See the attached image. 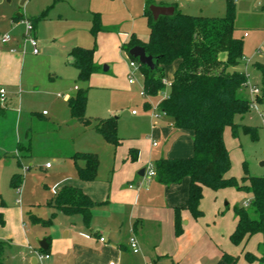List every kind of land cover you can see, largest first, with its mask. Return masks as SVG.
Segmentation results:
<instances>
[{
  "label": "rangeland",
  "instance_id": "obj_1",
  "mask_svg": "<svg viewBox=\"0 0 264 264\" xmlns=\"http://www.w3.org/2000/svg\"><path fill=\"white\" fill-rule=\"evenodd\" d=\"M235 1V36L244 40L245 56L239 67L243 73L247 72L251 75L249 84L256 83L261 91L260 97H263V74L259 67L264 68V0ZM176 7L178 11L192 16L222 18L227 12V1L181 0ZM88 10H99L97 12L101 14L102 24L108 28L118 29L125 35L132 36L135 33L140 39L147 35L149 39L147 22L144 19L132 20L125 11L127 8L122 0H0V52H11V49H15L16 53L22 54L25 60L23 74L26 83L22 87L21 94L17 89L16 95L13 96L10 94L11 90H8V102L5 106H9L10 110H7L5 115L0 112V155L4 153L1 149L11 151L15 147L16 135L18 139L24 136L26 127L31 126L29 118L33 115L37 119L33 123L32 132L37 134V140L40 141L37 152H39L38 157H41L36 162L31 161L32 167H29L31 162L27 163L25 160H23V166L18 165L17 159L12 155L2 156L0 159V206L3 201L6 210L10 213L8 214L9 229L7 225L0 228L2 233L15 229L16 223L13 220L20 207H23L27 213L34 209L33 213L44 215L42 217L45 219L52 217L46 216V212L50 209L44 205L55 194L52 189L54 181L59 177V168L54 157L57 154L69 156L76 151L73 143L78 141L76 140L78 132L88 129L99 120L95 117L90 118L91 114L98 116L107 113V110L116 112L120 117L118 129H121L118 134L123 132L127 143L143 141L146 145L153 142L152 130L157 119L168 116L156 112L154 108L151 110L145 108L148 102L153 104L157 100L151 102L152 98L144 95V76L140 70L130 68L132 58L124 49L125 43L114 46L118 40L123 41L124 38L117 36L116 33V36L107 35L104 39L100 37L95 39L91 33L92 23L85 21L84 17L79 20L76 18L75 13L84 16ZM43 14H47L48 20H39L37 30H34L42 52L34 55L30 43H25L24 40L26 24L32 23L31 20L39 19ZM18 16H24V19L15 21L14 18ZM245 33H248L247 37L244 36ZM5 35H10L12 42H15H11L12 45L9 44V50L1 45V38ZM74 42L81 44L78 47L94 49L95 53H98L97 59L101 66L97 67H100L101 71L96 74L97 76H91L87 82H79L76 69L70 65L68 68L64 64L65 68L72 69L74 72L73 77L76 78L72 81L60 75L57 70L60 54ZM95 64L98 65L96 62ZM109 65L112 70L103 72ZM131 74L135 79L133 84L129 82ZM52 77H55L54 81ZM170 77L171 69L168 67L164 80L168 83ZM76 80L82 89L89 91L86 116L91 123L84 125L79 121L82 127L75 125V128L67 129L63 123L65 119L70 120V115L66 116L62 111L66 106L63 99H57L56 95L70 94ZM244 88L248 90L242 92L241 97L250 101V89ZM258 110L264 112V104L258 103ZM43 111H46L49 116L39 119L37 114ZM132 111L139 113V117L132 116ZM236 123L242 125L236 137L231 128L225 131V143L232 162V176L241 183L247 175L263 178L264 166H261V163L264 162V122L259 112L251 109L245 122L237 118ZM244 126L256 129L255 137L246 133ZM156 140L160 145L159 149L166 146V141L162 138ZM15 154L18 158L23 155L21 152ZM45 163L53 164L54 170L42 169L41 166H45ZM17 174L22 178L20 188H14L11 183L13 176ZM244 185L249 186V182L246 181ZM248 195L247 191H239L236 188L219 191L207 189L199 207L204 216L202 218L193 216L198 229L193 233L191 241L186 243L184 252L181 256H176L174 262L176 264H227L224 258L227 254L237 258L236 264H264V240L261 234L247 237L236 245L231 241L233 233L227 232L230 226L233 227V232L235 231L238 223L234 210L248 202ZM32 204L36 206L33 208ZM68 218L65 215H60L59 219L55 217L51 228H44L39 225L32 226L26 216L28 230L26 233L29 243L37 248L38 239L49 237L52 243L58 239L63 240L68 229H71L72 219ZM77 225L79 230L76 231L72 227L71 237L82 241L80 233L86 230L84 229L86 227L82 220ZM2 242H0L1 264L3 260L6 264H22V256L18 254V250L11 249L12 247L9 248ZM247 254L254 256L256 260L250 261L247 259ZM26 257L28 261L31 258L28 253ZM46 261H41V264H46Z\"/></svg>",
  "mask_w": 264,
  "mask_h": 264
},
{
  "label": "crops",
  "instance_id": "obj_2",
  "mask_svg": "<svg viewBox=\"0 0 264 264\" xmlns=\"http://www.w3.org/2000/svg\"><path fill=\"white\" fill-rule=\"evenodd\" d=\"M122 1L127 8L125 11L129 14L132 20L144 19L148 25V20L145 17V11L149 3L157 6L176 7V4H178L181 0ZM97 11L99 10H88L84 16H82V14H75L77 15L76 18L78 20L84 17L85 21H90V23H92L93 15L96 13L100 14ZM45 15L46 16L43 21L48 20L47 14ZM23 19L24 16L14 18L17 22ZM102 28V31L98 33L95 39L99 37L100 39H104L107 35L116 36V33L117 36L124 38L123 41L118 40L117 44L114 46H119L122 42L127 44L131 40V37L135 35V33H133L132 36L129 34L125 35L118 31V29L108 28L103 24ZM34 30H37V24L35 25ZM111 33H113V35ZM245 34L248 36V33ZM34 35L38 40L35 33ZM137 38L142 42H148L149 40L147 39V35H144L142 39L139 37ZM78 45L81 44L77 42L72 43L64 49L58 59L57 70L59 74L67 80L72 81L74 80L73 78L76 77H73V70L65 68L64 64L66 67H68V65H70V67H74L77 71L76 76L78 78V70L73 65V59L70 57L71 51L78 47ZM8 46L4 47L9 50L10 48ZM94 56L95 62L98 64L97 66H101L97 59L98 53H95ZM24 64L25 60L22 58L21 53H12L10 51L5 53L0 52V89H4L7 95L8 90H11L10 94L13 96L16 95L17 89L20 94L23 92L22 87L26 84L23 74ZM168 67L171 69V77L168 84H172L174 73L178 68V62ZM98 68L99 71H101L100 67ZM106 68L107 71L104 70L103 72H109L112 70L111 65L108 67L106 66ZM236 70L243 72L240 67H237ZM99 71L92 76L95 77L96 74L100 73ZM247 75L248 84L246 87H249L250 89V86H257L256 83L249 84L251 75L249 73H247ZM52 79L54 81L55 77H52ZM74 83V87L70 91V94L58 93L56 95L57 99H63V103L66 106L62 111L65 112L66 116L67 114L68 116L70 115L71 121L69 119H65L63 123V125H66L67 129L75 128V125H79L77 127H82L80 126L81 124L78 120L72 118L69 107L70 98L75 96L79 89H82V87L78 85L79 82H77V80L74 81ZM170 89L171 86L167 85L166 89L159 96L150 99L151 102H153V100L157 101H154L153 104L148 102L149 104H146L145 108L147 110L154 108L156 112L165 114L161 110L159 103L168 98ZM246 90L248 89H242L239 93L240 96L242 95V92H246ZM7 102L8 98L2 105V110L0 111L3 115H5L7 110H10L9 106H5ZM44 112L46 111H43L41 114L38 113L37 117L41 119L49 116L48 113L44 114ZM133 112L134 111H132V116L138 118L139 113L136 112V114H133ZM94 117L98 119L117 117L119 127L120 117H118L114 111L107 110V113H103L98 116L93 114L90 115V118ZM246 117L238 118L241 122H245ZM36 119L33 115L29 118L31 126L29 128L26 127L27 129L25 130L24 136L18 139V136L16 135L17 138L15 147L11 151L1 149L4 152L2 156H14L18 161V165L20 164L21 166L24 165L23 160L27 163H30L32 160L35 162L37 159L40 160L41 157H38L39 152H37V147L40 141L37 140V134L32 132V126ZM157 120L158 121L152 130L153 138L155 140L153 139V142H149L148 145L143 143V141H130L127 143L126 137H124L126 135H124L123 132H120V135H118L122 141L120 145L114 146L108 143L100 134L96 132L95 125L97 123L89 126L88 129L78 132V136H76L78 138L76 140L78 141L77 143H73L76 151L69 156L57 154V156L54 157L59 168V177L54 181L52 189L55 194L52 196L50 201L44 205L50 209L49 212H46V216L54 215L56 219H59L60 215H65L72 219V223L70 222L71 229H68L64 239H58L52 243L49 237H45L44 239H38V246L37 248L34 247L28 241L26 233V231H28L26 216H28L32 226L39 225L44 227L41 224L32 222V216L41 220L48 219L42 217L44 215H37L36 213H33L34 209L29 210L27 213L23 210V207H20L16 212L15 220H13L16 223L15 229L11 232H0V242L3 241L2 243H6L9 248L12 247L11 249H17L18 254L20 253L22 256V264H41V262H39L35 257L34 252L49 255L48 259H44L47 260L46 264H110L112 262L118 264H176L174 262L175 258L181 256L185 250L186 243L191 241L193 233L198 229V224L194 221L193 214L188 210L191 181L189 178H186L181 184L165 186L160 184L156 177L150 178L148 176V170L149 167L154 165V162L159 159H182L191 157L194 153V133L190 130L175 128L173 126L172 118L168 116L163 119L158 118ZM120 129H118V132ZM158 138H162L166 141L165 147L159 149L160 145L156 140ZM19 144L23 146L22 150L19 149ZM16 152H21L23 155L18 158L16 157ZM76 153H94L99 156L100 167L96 180L87 182L82 181L79 178L75 163L72 159ZM133 157L135 158L134 160ZM69 162L71 164H69ZM47 164L50 163H45V166H41V168H45L48 171L54 170L55 166H53V164L50 168L46 167ZM32 165L33 163L31 162L29 167H32ZM79 165L83 167L85 162H80ZM23 169L26 170L25 167H23ZM143 170H145V173L144 175H141ZM228 176H232V169ZM65 187H74L81 190L92 201L98 204L92 210V219L89 226L85 225L81 215H66L49 205L56 194ZM207 189L209 188H204L203 194ZM248 194L249 197L246 204H249V202L253 199V195L251 193ZM35 206L36 204H32L33 208ZM0 208V214L3 219V224H0V228H4L6 225L8 228V222L10 220L8 214L10 213L6 210V205L3 201L1 202ZM177 215L180 222L178 226V228L181 229L180 234H177ZM54 220L52 225L54 224ZM81 220L86 227L84 228L86 230H83V232L80 233L83 239L82 241L76 237H71L72 227H74L76 231L79 230L77 224L81 223ZM236 222L238 223L237 217ZM51 226L44 228H51ZM227 230V232L233 233L232 226H230ZM132 236H135L139 242L140 252L138 254L133 253L129 245V240ZM101 238H105L106 241L101 242ZM43 240H46L47 242V250L49 249L48 252L43 251L40 248L39 243ZM27 253L31 257L29 258V261L26 257ZM5 262L6 261L3 260L2 264H6Z\"/></svg>",
  "mask_w": 264,
  "mask_h": 264
},
{
  "label": "trees",
  "instance_id": "obj_3",
  "mask_svg": "<svg viewBox=\"0 0 264 264\" xmlns=\"http://www.w3.org/2000/svg\"><path fill=\"white\" fill-rule=\"evenodd\" d=\"M227 1V12L222 18L192 16L177 10L173 16H161L154 20L151 6L148 4L145 17L148 20L150 37L144 43L135 35L124 45L128 52L136 46L146 49L153 56L155 69L141 65L144 76V95L149 98L159 96L165 89V69L178 62L174 73L168 98L159 103L161 110L173 120L177 129L190 130L194 133V153L189 158L159 159L154 162L157 181L165 186L181 184L184 179L191 181L188 210L195 218H202L204 213L199 209L203 199L204 188L219 191L236 188L253 195L248 206L236 207L238 224L231 235V241L238 245L247 237L261 234L264 239V177H250L246 173L243 183L235 177L228 176L232 168L230 153L225 143V130L231 128L233 135H238L242 125L236 123L238 117H246L251 110V102L240 96V91L247 86L248 77L236 70L244 60V40L235 36L236 1ZM32 20L35 25L45 18ZM91 33L94 37L102 31L100 14L93 15ZM94 49L76 47L70 57L78 70L79 82H87L99 71L94 62ZM132 60L138 62L132 58ZM263 74L264 68L259 67ZM264 93V90H263ZM89 91L79 89L69 100L72 118L84 125H90L87 118ZM259 104H264L263 97H257ZM149 104V103H147ZM2 104L0 103V111ZM244 131L255 137L256 129L243 127ZM95 130L108 143L118 146L122 139L118 135V118L99 119ZM22 150L23 146L18 145ZM2 156L0 155V159ZM79 178L82 181L96 180L100 159L94 153H76L72 157ZM135 158L133 157V160ZM80 162H85L82 167ZM248 181L249 186L244 183ZM11 183L20 188L21 175H14ZM49 205L66 215L79 214L86 226L90 225L92 210L98 205L81 190L65 187L52 199ZM55 216L48 220L31 217L32 222L50 227ZM177 234L181 233L177 215ZM0 224L3 219L0 214ZM49 249L46 251L48 252ZM250 261L256 260L247 254ZM229 264H236L237 258L225 254Z\"/></svg>",
  "mask_w": 264,
  "mask_h": 264
},
{
  "label": "built area",
  "instance_id": "obj_4",
  "mask_svg": "<svg viewBox=\"0 0 264 264\" xmlns=\"http://www.w3.org/2000/svg\"><path fill=\"white\" fill-rule=\"evenodd\" d=\"M245 36H247V34H245ZM24 37H25L24 38L25 43L29 42L31 47L33 48V54L39 55L41 50L39 49L38 40L34 35V27H33L32 23H30V22H27V24H26V33H25ZM12 40L13 39L10 35H5L1 38V44L3 46H8L9 44H11ZM11 52L16 53V50L11 49ZM129 65H130V68L132 70H140V67H141V64L139 62L134 61V60H131ZM247 77H248V75H247ZM134 81H135L134 76L131 74L130 75V83L132 84V83H134ZM164 84L166 86L167 85L171 86V84H168L165 80H164ZM250 93L252 95V98L250 100L251 109H255L256 111H258L260 118L264 122V112L258 110V102L256 101V98L260 96L261 91L257 86H250ZM6 99H7V93L4 89L1 88L0 89V103L3 105L6 101ZM44 114H47V112H44ZM133 114H136V111H134ZM46 167L50 168L51 164H47ZM148 176L150 178H154L157 176L154 165H151L149 167ZM245 206L247 207L248 204H246ZM105 241H106L105 238H101V242H105ZM129 245H130L133 253L138 254L140 252L139 242L135 236H132L130 238ZM34 254H35V257L37 258V260L39 262L43 261L44 259L49 258V255H44V254H41L40 252H34ZM110 264H118V263L112 262Z\"/></svg>",
  "mask_w": 264,
  "mask_h": 264
},
{
  "label": "water",
  "instance_id": "obj_5",
  "mask_svg": "<svg viewBox=\"0 0 264 264\" xmlns=\"http://www.w3.org/2000/svg\"><path fill=\"white\" fill-rule=\"evenodd\" d=\"M151 12L153 14L154 20H158L161 16H168L171 17L175 14L176 8L174 6H157V5H152L151 6ZM131 58L138 60V62L141 65H145L151 70L155 69V61L156 59L148 55L146 52V49L142 46H136L132 48L129 52ZM107 71V68L104 69ZM261 166H264V162L261 163ZM145 170L141 173V175H144ZM41 250L47 251V242L46 240H43L39 243Z\"/></svg>",
  "mask_w": 264,
  "mask_h": 264
}]
</instances>
